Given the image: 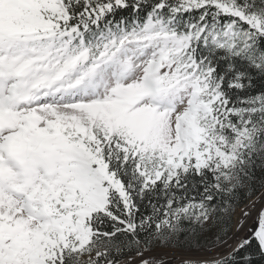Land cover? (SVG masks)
Returning a JSON list of instances; mask_svg holds the SVG:
<instances>
[{
  "label": "snow or ice",
  "instance_id": "snow-or-ice-1",
  "mask_svg": "<svg viewBox=\"0 0 264 264\" xmlns=\"http://www.w3.org/2000/svg\"><path fill=\"white\" fill-rule=\"evenodd\" d=\"M0 264H264V0H0Z\"/></svg>",
  "mask_w": 264,
  "mask_h": 264
}]
</instances>
